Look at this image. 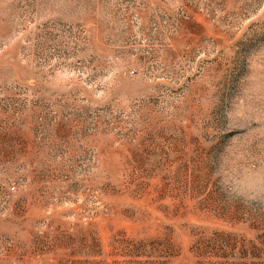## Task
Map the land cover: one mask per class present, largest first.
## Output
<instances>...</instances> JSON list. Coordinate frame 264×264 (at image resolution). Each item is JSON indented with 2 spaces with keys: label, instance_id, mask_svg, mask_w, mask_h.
<instances>
[{
  "label": "rangeland",
  "instance_id": "obj_1",
  "mask_svg": "<svg viewBox=\"0 0 264 264\" xmlns=\"http://www.w3.org/2000/svg\"><path fill=\"white\" fill-rule=\"evenodd\" d=\"M0 264H264V0H0Z\"/></svg>",
  "mask_w": 264,
  "mask_h": 264
}]
</instances>
